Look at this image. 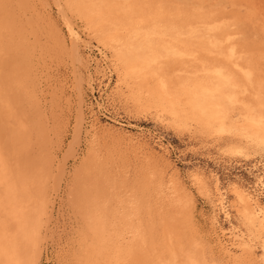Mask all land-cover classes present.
Segmentation results:
<instances>
[{"label": "rangeland", "instance_id": "1", "mask_svg": "<svg viewBox=\"0 0 264 264\" xmlns=\"http://www.w3.org/2000/svg\"><path fill=\"white\" fill-rule=\"evenodd\" d=\"M45 1L51 3H49L48 7L50 11H47L50 12L51 16L42 12L44 9H41V5H39L35 13L31 9L25 10L19 0H0V20L4 24L11 22V18L13 21L9 34L11 37L14 35L11 40L13 52L17 57L19 66L18 69H14L6 61L3 53L4 42L0 41V95L2 99L7 98L11 104L13 102V111L22 119L18 123L15 121L14 116L10 117L9 123H7L10 129L8 128L9 131H6L10 135L8 134L7 137L9 141L15 143L13 148L19 147L22 151V167L28 174L30 185L33 186L31 188L34 197L36 196V190H40V186L43 185V181L39 180L40 176H43V178L49 176L48 185H43L44 197H35L37 201L33 197L32 200L34 202L30 204L33 203L34 205L32 204L29 209L25 207L14 208V211L12 209V215H7L8 225L17 227L13 228L16 234L11 226L10 229L13 233L15 248L23 256L22 264H97L95 261L98 255L97 249H100L101 245L98 230L95 228L96 222H98L97 215L102 214V219H106V222L110 223L113 213L118 211V208L119 211L116 214L124 213L129 219L132 218L135 224H139L140 220L145 234L148 236L152 233L147 239L149 244L152 239L157 242L162 241L163 236L174 225L185 233L184 241L188 248L191 247V243L197 241L200 243L201 249L205 247L206 251H210L216 259V264H224L223 262L234 264L231 258L227 260V257H222L224 254L221 253L219 242L229 247L241 259L252 260L255 264H264L262 240L255 228L246 219L247 217L243 212V204L239 203L241 202L239 193L244 192L250 197L255 206L257 205L264 209V185L260 180L264 174V143L260 140L259 142L256 136V134L261 133L259 131L261 127L248 120L250 116H257L261 104L260 100L261 98L264 100V87H262L264 82L261 83L264 80V78L262 79L264 75H262L264 73V60L262 61L264 59V0H154V6L152 0H149L150 2L145 0L146 4L152 8L148 5L144 6V0H133L132 8H126L124 12L121 9L116 13L115 9L110 7V5L102 6L101 10H103L104 16L101 12L102 15H99V18H106L104 20L105 28L110 27V21L114 20L117 23L122 22L123 27H128V25L130 28L135 27L136 21L143 15H147L149 12L155 15L156 7L160 9L169 7L167 12H165L168 17L177 18L180 15V18L177 19H181L184 16L183 18L189 20L193 18V14L197 16L201 14L202 17L199 18L210 20H207V22H210L209 26L212 27L213 31L210 30L207 34L209 36H207V47L198 44L196 38L187 34L178 37L176 41V38L174 40L173 38H167L168 40L171 39L173 44L183 52L187 59L180 55H173V57H171L172 55L162 56L163 60L167 61L166 63H171V65L167 66L168 75H163V78L167 81L169 93L173 97H165L168 101L161 97L158 103L147 91L139 95V85H133L132 81L130 85H126L123 82L120 77L122 70L119 71L120 68L118 67L121 65L118 62L115 65L116 57L112 50H108L110 54L109 61H106L100 54L99 48H103L102 43L98 42L101 35L96 32V29L92 28L90 22L97 10L94 5L85 0L84 2L83 0H60V2L58 0L59 4L62 3L58 6L56 5L58 3L57 0ZM88 3L90 6L87 5ZM173 4L177 7L176 9H174ZM176 4H179L180 7ZM69 6L71 9H69ZM223 6L227 8L224 9ZM58 8L64 10L69 21H73L75 25L80 27L85 39L89 42V44H85V42L81 41L80 59L77 55L76 57L73 56L71 39L69 38L70 29L67 27L66 21H64L63 12L60 13ZM133 8L136 11L135 13ZM78 9L84 12L80 14ZM218 9L220 10L218 11ZM174 10H176L178 15ZM210 10L211 12H209ZM248 12L250 16H254L249 17ZM241 13L245 14L242 16L240 15ZM234 15L236 18L239 17V20ZM133 17H135V21H133ZM257 17L258 19H256ZM202 20L199 19L197 21ZM232 21V25L235 28L230 25ZM98 22L101 23L100 20ZM194 23L198 22L195 20ZM216 23H218V26ZM242 24H245V26L243 27ZM226 25L231 27L232 32ZM214 26H217V29L215 28L216 31ZM213 33L222 40L221 44L215 45L211 42L210 35ZM95 36L97 37L94 38ZM228 38L229 40L227 41ZM243 43H249V45L244 44L241 46ZM220 48L221 50H218ZM260 48H262V51H260ZM226 49L233 51L232 55ZM190 51H193V54ZM169 57L170 60L168 59ZM195 57L202 59V61L197 60L198 65L196 64L197 62L191 61ZM207 57L209 60L206 59ZM231 57L232 59H229ZM181 58L184 59L186 65H184L183 61L181 62ZM203 58L207 60V63H211L209 64L210 66L215 63L216 66L226 67L224 68L226 72L229 66L236 70L235 62L237 61L245 63V67L250 63L247 68L252 73L254 72V75L257 73L252 69H259L256 71L260 75L253 77L256 81L259 77L260 82L257 81L255 82L256 84L249 83L242 72L238 73L239 85L237 92L239 101L231 102L228 100L227 105L225 103L224 109L226 112L223 120L204 121L186 112L189 111L191 104L186 103L188 97L181 91H189L190 85L188 84L187 86V83L181 80L187 78V76L191 78L199 76L203 79L204 75L201 76L202 71H199L205 61ZM247 58L249 60L252 59L253 63ZM179 61L183 64H179ZM211 61L215 62L212 63ZM258 62L259 65L262 63L260 67ZM170 66L172 67L171 69ZM183 66L185 67L182 68ZM180 67L182 70L187 69L186 72H181L179 70L181 69ZM191 72L194 75H191ZM172 74L175 77L174 75L171 76ZM156 75L158 73L155 72L154 74L153 72L145 74L142 78L148 79V85L153 90L159 91L158 78L161 79V77ZM90 78L92 79L91 86L89 85ZM93 80L95 81L93 82ZM137 81L139 80L137 79ZM179 83L183 85L181 84V86ZM255 85L258 86L256 87ZM260 91H262L261 94H258ZM81 96L86 101L87 130L90 131V125L95 121L104 127L110 136L109 146L105 147L102 154L100 153L102 150L99 148L100 146L95 144L90 139L89 132L87 131L86 133L80 126L79 108L81 106ZM171 102L175 104L172 105ZM262 103L260 108L264 110V102ZM189 117L190 119H188ZM220 126L223 128L221 129ZM79 127L82 129V134L79 131ZM224 127L228 128L224 129ZM22 132H24V136ZM125 137H132L133 141L125 140ZM137 141L155 149L159 155L165 158V163L169 167L166 170L161 168L148 179L150 174H147L149 172L143 163ZM96 152L100 154V159L96 158L94 160V157H98ZM57 154L59 155L58 160L55 158ZM64 161L67 164L65 169L60 167V164ZM105 163L114 173L116 170H120V173L121 170L128 171V187L125 191L128 195L125 196V201L123 200L122 205L121 203L118 204V199L114 197L109 202L107 210L102 212V206L100 205L102 202L101 194L96 192L94 187H90L88 182L95 181L94 183L100 184L101 187L99 179L104 172L103 165H106ZM98 169L100 170L98 171ZM174 171L181 175L184 185L192 194L187 206L181 204L183 203V192L178 190L173 182L170 181V173ZM29 174H34V177ZM137 191V194H140L143 200V204L138 205L139 208L134 210L130 203L132 198L130 199L129 195ZM88 192L92 195V198L90 197L91 195L86 196L89 194ZM44 198L46 199L42 203L41 200ZM90 199H93V201ZM29 206L28 204L26 207ZM38 206L40 207L38 208ZM95 206L98 211H95ZM25 209L29 211L25 212ZM16 210L18 211L17 213ZM29 212L32 214H28ZM94 212L95 214H93ZM16 216L19 217L17 218ZM23 216L26 217L23 218ZM27 221H32V224L26 223ZM46 224L49 226V233L43 237L42 256L38 259L37 256L33 257V255L38 253L37 249L41 245V235L47 227ZM19 226L21 230L25 229L26 232L24 230L21 231ZM27 230L29 235L26 234ZM26 235L28 236L27 239H25ZM17 237L21 238L20 241ZM95 244L97 245L95 246ZM150 246L152 244L148 247L149 257L152 256L154 258L159 253L157 250H151ZM157 248L161 251V246H157ZM20 249H25L24 251L21 250L23 254ZM25 251L27 254L24 253ZM25 260L26 263H24Z\"/></svg>", "mask_w": 264, "mask_h": 264}, {"label": "bare ground", "instance_id": "2", "mask_svg": "<svg viewBox=\"0 0 264 264\" xmlns=\"http://www.w3.org/2000/svg\"><path fill=\"white\" fill-rule=\"evenodd\" d=\"M85 1L86 2H90L98 10V12H97V10H96V12L94 11L95 13L93 12L94 15L92 16L90 22H91L92 28L96 29V32H98L101 35V36H99V41H98V42L102 43V46H103V48H99L100 54L105 58L106 61H109L108 59L110 57V54H109L108 50H112L114 52L113 54H115V57H116L115 58V60H116L115 65L117 64V62L120 63V65H121V66H118L120 68V70L119 69L118 70L119 71L122 70L120 77L123 79V82L126 85H130V83L132 81L133 82V85L134 84L136 86L139 85V87H138V89H139L138 94L140 95L141 93L143 94L145 91H147L150 95H152L155 98V100L157 101V103H158V101H160V98L161 97H163L166 100H167V98H165V97H168V96L170 98L173 97V95H171L169 93V86H168L167 81L163 78V75H168V72L166 70H167V66L168 65H171V63L170 64L166 63L167 61L166 60L164 61L163 58H162V56H164V55L171 56L172 55L171 57H173V55H180L181 57L183 56V58L185 57V55L183 54V52L181 50L177 49L176 45L173 44V42L171 41V39L168 40L167 38L168 37L169 38H173V40H174V38H176L175 39V41H176L178 37H181V36L187 34L188 36L190 35V36H193V38H196L198 40V42H197L198 44L204 45V46L207 47V39H208L207 38V36H208L207 34L209 33L210 30H212V27L209 26L210 25V22L209 23L207 22V20H209V19L206 20V19H203L202 18L203 19L202 20L201 18H199V17H202L201 14L199 15V13L201 11L199 13H197L199 16H197L196 14H193V18L187 20V19L183 18L184 16H182V15H181L182 16L181 19H177V18H180V15H178V13L176 12V10H174V11L178 15L177 18H173L171 16H169V17L166 16V13L165 12H167V9L169 7L167 9L164 8L165 10L156 7L157 11H156L155 15H152L151 12L147 13V15H143L140 19H138L136 21L135 27H131L130 28V26L128 25V27L127 26H124L125 27L124 28L123 25H122L123 24L122 22H118L117 23V21L114 20V21H110V23H109L110 27L107 26L108 28H105L104 27V20H106V18L101 17L103 21L101 20V18H99L100 17L99 15H102L103 14V16H104V12H102L103 10H101L102 9V6L104 7V5H110V7H113L115 9V13L117 11H120L121 9L124 12V10H126V8L131 7L133 0H85ZM146 1H145L144 6L145 5H148V4H146ZM186 1H188V0H186ZM57 2H58V0H57ZM59 2H60V0H59ZM59 2L56 4L57 6L60 5V4H62V3L59 4ZM83 2H84V0H83ZM177 2H179V1H177ZM19 3H21V5H23V8L25 10L31 9L35 13L37 12L39 5H41L42 6L41 9H44V10L43 11L41 9L40 10L42 12H44L46 15H48V16L50 15L51 16L50 12H47V11H50V10H48L49 3L50 2L48 3L45 0H19ZM157 3H158V1H157ZM180 3H182V2H180ZM134 4H136V3H134ZM152 4L154 6V0H152ZM76 5H78V3H76ZM81 5H82V3H81ZM87 5L90 6L89 3ZM167 5H169V4H167ZM176 5L178 6L179 4H176ZM70 6H69V9H71ZM94 6H93V8H94ZM148 6H150V5H148ZM14 7H15V5H14ZM179 7H180V5H179ZM81 8H83V6H81ZM176 8L177 7H175V5H174V9H176ZM223 8H224V6H223ZM225 8H227V7H225ZM20 9H21V7H20ZM61 9L62 8L59 9L60 10V13L63 12L62 14L65 16L64 17V21H66L67 27L70 29L69 30L70 31V37L69 38L71 39V49H72V52L74 53L73 56L76 57V55H77V57L80 59L81 58V56H80V53H81L80 52V48H81V45H82L81 44V41L85 42V44L86 43L89 44V42L87 41V39H85L82 30H80V27L78 25H75V23H73V21H69L67 19L68 17L66 16V13L64 12V10H61ZM231 9H232V7H231ZM78 10H80V9H78ZM219 10L220 9H218V11ZM28 11L30 12V10H28ZM83 12L81 10L79 11L80 14L83 13ZM90 12H92V11L90 10ZM101 12H102V14H101ZM128 12H130V11H128ZM135 12L136 11L134 9V13ZM209 12H211V10ZM232 12H234V11H232ZM194 13H196V12H194ZM212 13L214 15V12L213 11H212ZM215 13H216V11H215ZM250 13H252V12H250ZM250 13H249V17L254 16V15L250 16ZM244 14L241 13L240 15L243 16ZM167 15H169V14H167ZM177 15H175V16H177ZM246 15H248V14H246ZM131 16H134V15H131ZM84 17L85 16L83 14V18ZM203 17L205 18V16H203ZM65 18H66V20H65ZM120 18H121V15H120ZM188 18H190V17H188ZM197 18H199L202 21H197V20H199ZM218 18H220V17H218ZM235 18H236V16H235ZM32 19H34V18H32ZM133 19H134L133 21H135V17H133ZM236 19L239 20V17L236 18ZM256 19H258V17ZM99 20L101 21V23L98 22ZM195 20L198 23H194ZM10 21L11 22H9L7 24H4L0 20V41L4 42L3 43V47H4L3 48V50H4L3 53H4V57H5L6 61H8V63H10L11 66L14 69H18L19 66H18V62H17V57L15 56V53L13 52V46H12V40H11L12 37L14 38V35H12V37H11V35L9 34V31H10V28H11V23H13L12 18L10 19ZM225 21H227V20H225ZM233 21L231 22L230 25H232ZM247 21H248V19H247ZM85 22H87V21H85ZM107 22H109V21H107ZM131 22H130V24H131ZM253 22H254V20H253ZM216 24L218 26V23H216ZM226 26H228L229 29L231 28L229 25H226ZM244 26H245V24L243 25V27ZM216 27L214 26V30H215ZM232 27L235 28L234 25H232ZM262 29H263V27H262ZM232 30H235V29H232ZM230 31H231V29H230ZM240 31H242V30H240ZM236 34H238V33H236ZM91 35H92V33H91ZM8 36H10V37L8 38ZM96 37L97 36H95L94 38H96ZM210 40L215 45L222 43V40L219 39L218 37H216L215 33H213L212 35H210ZM228 40H229V38L227 39V41ZM246 42H247V40H246ZM179 43H180V41H179ZM244 44H247V43H243V44H241V46L244 45ZM247 45H249V43ZM218 47H221V46H218ZM260 47H262V45H260ZM261 49L262 48H260V51H262ZM218 50H221V48L218 49ZM226 50H228V49H226ZM234 50H235V48H234ZM258 50H259V48H258ZM228 51H230V50H228ZM263 51H264V46H263ZM232 53H233V51L232 52L230 51V54L231 55H232ZM244 54H249V53H244ZM263 54H264V52H263ZM263 54H261V55H263ZM222 56H224V55H222ZM188 57H191V56H188ZM233 57H234V55H233ZM177 58H179V57H177ZM177 58H176V60H178ZM168 59L170 60V57ZM206 59L209 60L208 57ZM206 59H204L205 61L201 65V70H199V71H202L201 72L202 73L201 76L204 75V78L203 79H202V77L200 78L199 76H197V78H195V77H192L191 78L190 76L189 77L187 76V78H184V79L181 80V81L186 82L187 83V86H188V84L190 85L189 86L190 87L189 88V91H187V92L186 91H181V92H184V94L188 97L186 103L188 102L189 104H191V107H190L189 111H186V112H187V114L188 113H191V114H193L192 116L199 117V118H201L204 121L223 120L225 118V112H226L225 109H224L225 108V103L227 105V101L228 100L231 101V102H238L239 101L238 92H237V87L239 85V77H237L239 75L238 73L239 72H242L245 75V78L247 79V81L249 83H255V82L259 81V77H258L257 81L253 78V77H257L256 75L259 74L256 71L258 68L257 69L256 68L255 69H252V70H255V72L257 73L256 75H254V72L252 73V71H250L247 68V65H249L250 63L247 64L246 67H245V63L243 64L242 61H241V63H239L237 61V62H235V65H236L235 66L234 63H233L234 61H233L232 63L235 66V69L236 70H233L232 69L233 67L230 68V66H229V68L227 69L228 71L226 72L225 69H224L226 67H224V66H216V64L214 63L215 61L214 62L211 61L214 64H212V66H210L209 64H211V63H207V60ZM229 59H232V57L229 58ZM171 60H173V59H171ZM197 60H201L202 61V59H200L198 57L197 58L196 57L193 58V60H191V61L197 62ZM221 60H222V58H221ZM263 60L264 59H262V61ZM182 61H183L184 65H186L184 59H182L181 62ZM191 61H189V62H191ZM218 61H219V59H218ZM249 61L252 62V59L249 60ZM221 62H219V63H221ZM176 63H178V62H176ZM183 63H180V61H179V64H183ZM189 64L190 63H188V65ZM196 64L198 65V62ZM199 64H201V63H199ZM222 64H223V62H222ZM261 64L262 63H260V65ZM213 65H215V66H213ZM258 65H259V62H258ZM260 65H259V67H260ZM190 66H191V64H190ZM184 67L185 66H183L182 68H184ZM171 68L172 67L170 66V69ZM182 68L179 69V70L181 72H183V71L186 72L187 69L186 70H182ZM196 68H198V67L196 66ZM260 69H262V68H260ZM114 70H115V68H114ZM179 70H177V71H179ZM191 71H192V69H191ZM153 72H154V74H155V72L158 73V75H160V77H161V79L158 78V80H159V84H158L159 85L158 86L159 91L153 90L148 85V79L142 78V76H145V74L147 75V74H151ZM262 72H263V70H262ZM80 73H81V71H80ZM3 74H4V72H3ZM263 74L264 73H262V75ZM158 75H156V76H158ZM173 75L174 74H172L171 76H173ZM191 75H194V74H192V72H191ZM2 76H4V75H2ZM78 77H79V75H78ZM174 77H175V75H174ZM263 78H264V75L262 76V79ZM137 79L139 81H137ZM20 80H21V78H20ZM94 81L95 80H93V82ZM262 82H264V80L261 81V83ZM89 85L90 86L92 85V79L89 81ZM253 86H254V84H253ZM255 86L257 87L258 85H255ZM262 87H264V86H262ZM244 88H245V86H244ZM260 89L262 90V88H260ZM185 90H187V89H185ZM178 91H180V90H178ZM174 92H177V91H174ZM261 92L262 91H260V93H258V92L257 93L258 94H261ZM25 93H27V92H25ZM257 93H256V95H257ZM177 95H179V94H177ZM83 96L80 97V99H81V101H80L81 106L79 105L80 106V108H79L80 109V116H79L80 119H79V121H81L80 126L83 128V131L85 130L86 133H87V131H88L87 130V125H86L87 124V116H86V110H85V102L86 101H85V99H84ZM170 98H168V99H170ZM6 99L7 98H5V99L3 98L2 99V97L0 95V264H22L23 263V256L17 251L18 249L16 250V248H15V244H14V240H13V233H12V231L10 229V226L11 225L10 226L8 225L9 222H8L7 215H10L11 216L12 213H13V211H14V208L17 209V208H24L25 207L26 209L27 208L29 209L31 207V205L33 204V203L30 204V203L31 202H34L32 200L34 196H33V191H32V188H31L33 186L30 185V182L28 180L29 177H27L28 174H26L27 172H25V170L22 167V159H21L22 151H21V149L19 147L13 148L15 146V143L9 141V139L7 137L9 133L8 134L6 133V131L7 132L9 131L8 128L10 129V127L7 126V123H9L8 121H9V119H10L11 116L12 117L14 116L15 117V121L18 122V123L22 119H20V116H17L16 115V112L13 111V109H14V107L12 105L13 102L11 104V102L8 101V99L7 100ZM262 102H264L263 98H261V100H260V103H261L260 104V107L263 104ZM171 103H172V105L175 104L174 102H171ZM164 107H165V105H164ZM260 107H259V109L257 108L258 109L257 116H250V117L247 116V117H248V120L249 121H251L255 125H258L259 127H261V130H259V131H261V133L256 134V136L258 138V141L260 140L262 143H264V110H261ZM252 108H255V107H252ZM17 109H18V107H17ZM22 112L24 113V111H22ZM20 115H21V113H20ZM188 119H190V117ZM16 122H14V123H16ZM192 122H194V121H192ZM190 123H191V120H190ZM196 124H198V123H196ZM13 125H15V124H13ZM76 126H77V124H76ZM106 126H108V125H106ZM221 126H220V128H221ZM81 127H79V131L82 134ZM90 127H91L90 128V131H88L89 134H90V139L93 142H95V144H97L98 146H100L99 148L102 149L100 151V153L102 154V152L105 149V147H108L109 146L108 144H109V141H110L109 140L110 139V136L107 133L106 129L104 127H102L101 125H99L98 122H95V121L92 122V124L90 125ZM227 128L224 127V129H227ZM22 133H23V136H24V132H22ZM125 140H127L129 142H132L133 141V138L132 137H125ZM255 141H256V139H255ZM137 142H138L137 143L138 144V150H139V152H140V154L142 155V158H143L142 159L143 160V163L145 164V166H146L145 168L148 169V172H149L147 174H150V176H149L148 179H150L154 174H156L158 172V170H160L161 168H165V170H166L169 167L165 163V158H163L161 155H159V153L157 151H155V149L146 146L143 142H140V141H137ZM97 156L98 157H94L95 158L94 160H96V158H99L100 159V154L97 153ZM55 158L58 160L59 155L57 154V157H55ZM167 159H169V158H167ZM66 165H67L66 164V161H64L63 163L60 164V167H62L63 169H65ZM103 168H104L103 169L104 172L102 173V175L100 176V179H99L101 181V187H100V184L94 183L95 181H89L88 182V184L90 185V187H94L95 190H96V192H98V193L100 192V194H101L102 202L100 203V205L102 206V212L105 211V210H107L109 202L111 201V199H114V197H116L118 199L117 200V203L118 204L121 203V205H122L123 200L125 201V196L128 195L127 192H125L126 189H127V187H128V183H127V176H128L127 173H128V171L127 170H123V171L121 170V173H120V170H116V172L114 173V172H112L110 170V168L107 166V164L106 165H103ZM41 170H43V169H41ZM41 170H40V172H41ZM99 170L100 169H98V171ZM31 171H34V170H31ZM34 174H31V175L34 177ZM169 178H170V181L173 182V184L177 187V189L178 190H181L183 192V203H181V204L187 206L188 205V201L191 199L192 194H191L190 190L187 189V187L184 185V183L182 181V178H181V175L177 171H174V172L170 173ZM40 179H41V181H43V185H45V186L48 185V183H49V176L48 177H44V178H43V176L42 177L40 176L39 180ZM260 180L263 182V185H264V174H263V176H262V178ZM43 185L40 186V190H36V193H35V195H36L35 197L36 198H39L41 196L44 197L43 196L44 195ZM41 188H42V190H41ZM47 189H48V187H47ZM89 192H91V191H89ZM37 193H38V196H37ZM137 193H138V191L136 193L134 192V193H132V194L129 195V198L130 199L132 198L130 203L132 204V209H134V210L136 208H139L138 205L143 204V200L141 199L140 194H137ZM88 195H91V194L89 193L86 196H88ZM236 195H237V193H236ZM90 197L92 198V195ZM36 198H35V200L37 201ZM87 198H86V200H87ZM45 199L46 198L42 199L41 202L44 203ZM239 199L241 201L239 203H242L243 204V212H244V215L247 217L246 219H248V221L250 222V224L255 228L258 236L262 240V244H263V247H264V209L258 207L257 205L255 206L254 203L252 202V200L250 199V197L247 194H245L244 192L239 193ZM90 200L93 201V199H90ZM192 200H193V198H192ZM94 201H95V199H94ZM28 204L30 206L29 207H26ZM43 205H45V204H43ZM96 206H95V208H96ZM39 207L40 206H38V208ZM12 209H13V211H12ZM26 209H25V212H28L29 210L26 211ZM52 209H53V207H52ZM95 211H98L97 208H96ZM118 211H119V208H118ZM118 211H115L113 213V218L110 220V223L109 222H106L107 221L106 219H102L103 218L102 214H98L97 215L98 222H96V227L95 228L98 230L99 240L101 241V245H100V249H97L98 250V255L96 256L97 259L96 260L95 259H92V260H95L97 262V264H216V259L210 253V251H206L204 246H203L204 248L201 249L200 246H199L200 243H198L197 241H194L193 243H191V247L188 248V246L186 245V243L184 241V235H185V233L181 231L182 229L180 230L176 226L173 225L172 226L173 228L170 231H168L163 236V238H162L163 240L162 241L159 240L160 242H157V241H154V239H152V242L149 244V241L147 239H149L148 236L151 235L152 233L149 234L148 236L145 234L144 230H142V226L143 225L140 222V220H139V224H135V222L132 220V218L129 219V217L127 215H125L124 213L116 214ZM17 212L18 211L16 210V213ZM24 214H22V215H24ZM28 214H30V212ZM93 214H95V212ZM13 217H14V215H13ZM25 217L26 216H23V218H25ZM91 217H93V216H91ZM27 218H29V216H27ZM29 219L31 220V218H29ZM15 220H17V219H15ZM25 220H27V219H25ZM32 220H34V219H32ZM28 222L29 221H27L26 223H28ZM29 223L32 224V221H30ZM48 223H49V220H48ZM26 225H24V226L26 227ZM147 225L150 226L149 224H147ZM32 226H34V225H32ZM46 226H47V224H46ZM11 227H12V229L13 228H17L16 226L15 227L11 226ZM29 227H30V225H29ZM19 228L21 230V227L20 226H19ZM23 230L25 231V229H23ZM23 230H21V231H23ZM21 231H20V233H21ZM14 233L16 234V231L15 230H14ZM47 233H49V226H47L46 229H44V233L41 235V245L37 249V252L38 253H35V255H33V257L34 256L35 257L37 256L38 259L41 258V256H42V248H43L42 247V244L44 242L43 241V237H45L44 235H46ZM26 234H28V230H27V233ZM158 235H160V234H158ZM21 236L25 237L24 235H21ZM27 237L28 236L26 235V238L25 239H27ZM20 239H19V241H20ZM93 239L95 240V238H93ZM96 239H98V238L96 237ZM24 242H25V240H24ZM25 244H28V243H25ZM151 244H152V246H150L151 247V250H157L158 253H159V254H156V256L154 258H152V256L149 257L150 255H149V252H148L149 251L148 250L149 249L148 247ZM21 245L23 246V244H21ZM96 245L97 244H95V246ZM202 245H203V243H202ZM218 245H219V248L221 250V253L224 254V255H222V257H227V260H230L229 258H231L234 264H255L254 261L252 262V260L250 261V260H246L244 258L241 259V257L239 255H237L236 253H234L229 247H227L223 243L219 242ZM18 246H20V245H18ZM157 246H159V247L161 246V251L158 250ZM90 247H92V246H90ZM21 250L22 249H20V251ZM24 250L25 249H23L22 251H24ZM91 251H92V248H91ZM24 253L27 254L26 251ZM155 253H156V251H155ZM22 254H23V252H22ZM82 256H84V255H82ZM24 263H26V260H25ZM223 263L224 264H228L227 262H223Z\"/></svg>", "mask_w": 264, "mask_h": 264}]
</instances>
